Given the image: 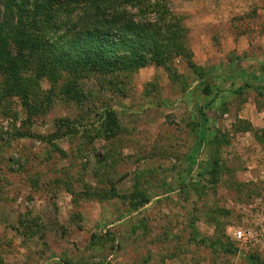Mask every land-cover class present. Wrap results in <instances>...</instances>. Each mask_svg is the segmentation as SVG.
<instances>
[{"label": "rangeland", "instance_id": "1", "mask_svg": "<svg viewBox=\"0 0 264 264\" xmlns=\"http://www.w3.org/2000/svg\"><path fill=\"white\" fill-rule=\"evenodd\" d=\"M155 3L188 63L55 81L28 59L0 94V264L264 261V0Z\"/></svg>", "mask_w": 264, "mask_h": 264}, {"label": "trees", "instance_id": "2", "mask_svg": "<svg viewBox=\"0 0 264 264\" xmlns=\"http://www.w3.org/2000/svg\"><path fill=\"white\" fill-rule=\"evenodd\" d=\"M184 30L176 15L155 0H0V94L20 90L19 67L28 59L40 64V75L55 81L58 70L73 79L81 74L128 78L151 65L169 71L178 57L188 63L180 43ZM192 69L200 78L197 68ZM114 124L110 113L108 133ZM218 139L216 146L222 144ZM215 157L208 162L213 178ZM190 162L187 172L194 160ZM249 260L264 264L255 255Z\"/></svg>", "mask_w": 264, "mask_h": 264}, {"label": "built area", "instance_id": "3", "mask_svg": "<svg viewBox=\"0 0 264 264\" xmlns=\"http://www.w3.org/2000/svg\"><path fill=\"white\" fill-rule=\"evenodd\" d=\"M233 238L241 244H250V230H237L233 233Z\"/></svg>", "mask_w": 264, "mask_h": 264}, {"label": "crops", "instance_id": "4", "mask_svg": "<svg viewBox=\"0 0 264 264\" xmlns=\"http://www.w3.org/2000/svg\"><path fill=\"white\" fill-rule=\"evenodd\" d=\"M255 75H256L255 73H250V78L257 79Z\"/></svg>", "mask_w": 264, "mask_h": 264}]
</instances>
